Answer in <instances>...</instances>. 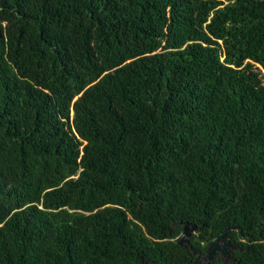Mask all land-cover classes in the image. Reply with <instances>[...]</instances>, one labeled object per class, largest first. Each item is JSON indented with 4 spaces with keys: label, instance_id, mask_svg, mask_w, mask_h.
I'll use <instances>...</instances> for the list:
<instances>
[{
    "label": "trees",
    "instance_id": "trees-1",
    "mask_svg": "<svg viewBox=\"0 0 264 264\" xmlns=\"http://www.w3.org/2000/svg\"><path fill=\"white\" fill-rule=\"evenodd\" d=\"M0 264H264V0H0Z\"/></svg>",
    "mask_w": 264,
    "mask_h": 264
}]
</instances>
